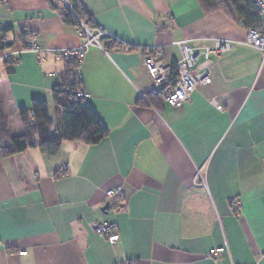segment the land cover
<instances>
[{
	"label": "crops",
	"instance_id": "1",
	"mask_svg": "<svg viewBox=\"0 0 264 264\" xmlns=\"http://www.w3.org/2000/svg\"><path fill=\"white\" fill-rule=\"evenodd\" d=\"M79 1L96 26L131 47L90 45L78 67L84 99L108 133L96 144L64 140L54 156L27 148L0 157V264H264L259 52L238 43L211 57V83L183 104L142 97L158 90L142 48H159L172 65L180 58L172 41H242V23L205 12L200 0ZM62 8L61 0L0 1V28L10 26L0 50V109L12 134L22 132L17 108L32 98L52 110L51 89L65 68L57 53L82 42ZM27 33L38 54L24 49ZM100 221L114 223L115 242L94 231ZM216 247L224 251L213 259Z\"/></svg>",
	"mask_w": 264,
	"mask_h": 264
},
{
	"label": "trees",
	"instance_id": "2",
	"mask_svg": "<svg viewBox=\"0 0 264 264\" xmlns=\"http://www.w3.org/2000/svg\"><path fill=\"white\" fill-rule=\"evenodd\" d=\"M72 12L92 27L91 16L79 0H69ZM205 12L220 10L226 15L240 21L245 29H257L261 24V16L251 0H200ZM61 17L64 23L78 27V22L63 5ZM10 26L0 28V50L8 46L4 35ZM23 43L24 37L21 36ZM24 47V45H23ZM65 68L61 82L51 89L50 111L46 100L32 98L28 107L20 106L17 114L22 125V132L12 134L0 109V157H6L27 148H36L45 156L56 155L62 141H77L96 144L108 133L107 127L100 120L94 109L84 99L76 95L81 91L76 60H63ZM171 80L176 77L175 63L170 66ZM143 99L155 104V99L164 100V88L148 91Z\"/></svg>",
	"mask_w": 264,
	"mask_h": 264
},
{
	"label": "built area",
	"instance_id": "3",
	"mask_svg": "<svg viewBox=\"0 0 264 264\" xmlns=\"http://www.w3.org/2000/svg\"><path fill=\"white\" fill-rule=\"evenodd\" d=\"M61 1L78 22V32L82 37V42L77 47L57 53L59 59L76 60L79 66L84 51L90 45L98 46L104 51H106L107 43L115 44L124 51L131 49L130 46L122 43L111 32L96 25L92 27L87 26L72 12L69 0ZM251 2L261 16V24L257 29H246L245 38L242 41L206 37H198L196 39L182 38L172 41L173 44L179 47L180 51V58L175 62L176 77L173 81L171 80V65L166 64L162 58L161 50L151 46H145L141 49L143 53L142 62L151 79L153 87L155 89L164 88V99L168 105L177 106L183 104L190 100V95L197 85L210 84L213 78L211 57H219L229 52L235 44L241 43L256 49L260 54L261 63H264V0H251ZM23 45L24 49L36 54L42 51L36 43L35 35L31 33L25 35ZM3 58L11 60V55L5 54ZM76 95L84 97L82 91H78ZM209 101L216 108H222L215 97H211ZM63 168H66V166H63ZM119 191V188L107 190L106 196L110 197L119 193ZM93 229L97 234L104 236L111 243L118 239V235L115 232V225L112 222H95ZM223 251V247H216L211 248L208 253L210 257L215 259L219 257ZM24 253V251L20 252V254ZM117 264H134V262H122Z\"/></svg>",
	"mask_w": 264,
	"mask_h": 264
},
{
	"label": "water",
	"instance_id": "4",
	"mask_svg": "<svg viewBox=\"0 0 264 264\" xmlns=\"http://www.w3.org/2000/svg\"><path fill=\"white\" fill-rule=\"evenodd\" d=\"M108 207V202H106L103 207H102V210L106 209Z\"/></svg>",
	"mask_w": 264,
	"mask_h": 264
},
{
	"label": "rangeland",
	"instance_id": "5",
	"mask_svg": "<svg viewBox=\"0 0 264 264\" xmlns=\"http://www.w3.org/2000/svg\"><path fill=\"white\" fill-rule=\"evenodd\" d=\"M51 100H48V102L50 103ZM11 122H12V119H11Z\"/></svg>",
	"mask_w": 264,
	"mask_h": 264
}]
</instances>
